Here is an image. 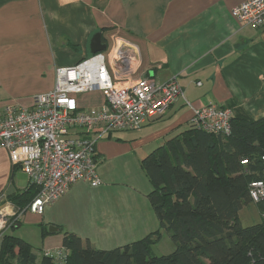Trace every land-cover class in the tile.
Here are the masks:
<instances>
[{"label":"crops","instance_id":"obj_1","mask_svg":"<svg viewBox=\"0 0 264 264\" xmlns=\"http://www.w3.org/2000/svg\"><path fill=\"white\" fill-rule=\"evenodd\" d=\"M244 1L0 0V112L7 105L32 106L36 96L51 91L56 69L91 55L97 32L104 43L127 44L135 51L121 85L141 76L162 82L176 77L185 96L141 129L113 131L99 139L102 183L72 184L42 214L31 212L29 201L17 204L16 195L30 193L32 184L0 147V212L19 213L21 222L26 217L42 223V230L58 227L42 237L52 249L62 247L60 234L66 232L99 249L123 246L158 230L162 238L142 160L190 128L192 107L219 103L254 119L264 117V26L232 15ZM77 99L80 110L105 104L97 89ZM19 223L0 233V249L3 235H14L8 230Z\"/></svg>","mask_w":264,"mask_h":264},{"label":"trees","instance_id":"obj_2","mask_svg":"<svg viewBox=\"0 0 264 264\" xmlns=\"http://www.w3.org/2000/svg\"><path fill=\"white\" fill-rule=\"evenodd\" d=\"M263 153L264 117L234 111L229 136L190 125L142 160L153 187L150 202L175 244L168 254L153 251L159 230L111 249L96 248L89 239L66 232L61 261L45 254L39 258L29 241L4 234L0 264H264V224L244 227L238 216L252 202L249 184L260 178L256 170L263 167ZM241 159L250 161L247 168ZM31 188L16 195L17 204L32 201L38 188ZM49 233L43 228V237Z\"/></svg>","mask_w":264,"mask_h":264},{"label":"built area","instance_id":"obj_3","mask_svg":"<svg viewBox=\"0 0 264 264\" xmlns=\"http://www.w3.org/2000/svg\"><path fill=\"white\" fill-rule=\"evenodd\" d=\"M232 15L245 24L264 26V0H246L232 10ZM108 64L103 52L91 54L76 65L56 69L55 86L39 94L32 106L7 105L0 112V147L5 148L13 163L18 164L38 188L28 209L42 214L45 208L64 195L79 181L99 186L96 144L112 131L139 130L149 121L161 117L180 98L183 89L176 77L166 82L141 76L129 85H121L128 72L130 46L113 45ZM124 81V80H123ZM104 93L100 108L80 110L77 95L92 90ZM191 125L208 133L229 136L234 110L211 103L192 107ZM260 178L249 184V196L261 214L264 224V153ZM247 168L250 161L240 160ZM246 172L248 170L245 169ZM21 214L0 212V233L20 222ZM59 261L66 250H45Z\"/></svg>","mask_w":264,"mask_h":264},{"label":"rangeland","instance_id":"obj_4","mask_svg":"<svg viewBox=\"0 0 264 264\" xmlns=\"http://www.w3.org/2000/svg\"><path fill=\"white\" fill-rule=\"evenodd\" d=\"M108 49L104 51V54L107 59V63L109 64L111 61V56L109 54L110 48L113 46L110 42L108 43ZM128 130L114 131V132H122ZM58 200V199H57ZM54 203V202H53ZM239 221L242 226L247 227L259 223L262 220L260 211L257 205L254 202L249 204H245L243 208L239 212ZM47 224V223H44ZM46 227H50L47 225ZM10 233L19 236L33 245L34 251L38 254V257H41L44 254L45 250H51L53 247L52 243L49 240H45L42 238V223L36 224L30 222L26 217L22 219V222L18 224L17 227H11L8 230ZM59 233V232H58ZM63 235L64 233L60 234ZM86 239V238H84ZM174 242L170 237L169 233L166 230H163L162 238L160 241L153 246V251L157 255L168 254L174 250ZM172 246V247H171Z\"/></svg>","mask_w":264,"mask_h":264},{"label":"water","instance_id":"obj_5","mask_svg":"<svg viewBox=\"0 0 264 264\" xmlns=\"http://www.w3.org/2000/svg\"><path fill=\"white\" fill-rule=\"evenodd\" d=\"M108 43H104L102 41V35L100 32H97L92 40H91V44H90V53L91 54H95L97 52H103L106 51L108 49ZM214 167L217 169L216 165H214ZM58 227H56L55 225H51L49 227V231H57Z\"/></svg>","mask_w":264,"mask_h":264}]
</instances>
